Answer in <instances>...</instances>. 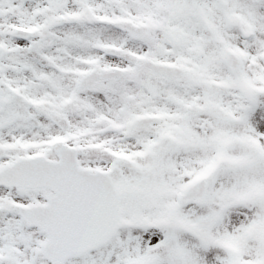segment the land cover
<instances>
[{"label": "rangeland", "instance_id": "rangeland-1", "mask_svg": "<svg viewBox=\"0 0 264 264\" xmlns=\"http://www.w3.org/2000/svg\"><path fill=\"white\" fill-rule=\"evenodd\" d=\"M16 27L32 33L18 39ZM0 47V143L43 140L25 152L54 158L58 135L120 190L119 232L65 264H264V0H0ZM148 61L183 75L157 76ZM115 68L76 89L84 73ZM196 177L206 178L203 200L180 205ZM166 216L186 233L161 227ZM4 230L0 221L7 249Z\"/></svg>", "mask_w": 264, "mask_h": 264}, {"label": "water", "instance_id": "water-1", "mask_svg": "<svg viewBox=\"0 0 264 264\" xmlns=\"http://www.w3.org/2000/svg\"><path fill=\"white\" fill-rule=\"evenodd\" d=\"M233 64V63H232ZM153 66V64H151ZM156 70L159 71H164L165 73L167 72V68L165 67H161V66H157L154 65ZM111 73H107V74H97L94 76H90V80H88L86 83H91L92 80L96 77H102V78H107L109 76H111ZM26 161H30V162H35V166H37V172L42 175L41 177H45V178H50L47 180L48 183V187L50 189H52L53 191L56 190V188L58 187V183L57 180L60 181V179H57V177L53 176L54 171H63V167L64 165L67 163V161H65V156L63 155L61 157V164H55V166L48 161L45 160H38V159H31V160H26ZM20 163H23L22 161H16L15 163H13L11 165V167L6 168L7 170H9L10 168H12L14 165H18ZM11 170V169H10ZM12 171V170H11ZM78 174L75 173V180L76 181H81V182H88V180L90 181H101L103 183V181L106 183L103 186V191L106 193L100 194V200L101 202V209L96 211L97 215L95 217H90L91 218V222H95L100 223L103 227V229H101L98 233V235H93V234H89L86 232L80 233L78 235H76L75 240L77 239H81L80 241H77L74 243V245H71V249H70V253H75L77 251H81V250H85L88 249L90 247H93L95 245H97L98 243L102 242L107 235H109L113 230H115L118 226L117 221H116V200H117V196L114 193V190L112 189V185L110 183V181L108 180V178H105L101 175V173H97L94 175H89L88 173L83 174V172H81L80 170H77ZM52 173V175L50 174ZM78 176H81V178H78ZM11 178V175L8 176V178L6 177V181L8 179ZM105 178V179H104ZM40 179V178H37ZM42 182L44 183V181L42 180ZM43 183H36L37 185H46ZM200 183V191L198 193H191L188 189L185 190L184 194L181 196V201H184L186 199H188L189 197L193 196L196 199H200L201 196L203 195V191H204V181L203 182H199ZM198 184V183H196ZM77 196V195H76ZM106 199V200H104ZM91 205L93 204L92 201L90 203ZM74 209L75 210H79L80 212H76L74 214V219L68 218L69 221H78L77 217L81 216L82 214H84L83 212H88V211H83V208L81 206V203L79 201L78 198L75 199L74 201ZM91 213H94V210H91ZM85 220L89 219V214L87 213ZM84 218L82 217L80 220H83ZM79 220V221H80ZM101 235V236H100ZM74 237V236H73Z\"/></svg>", "mask_w": 264, "mask_h": 264}, {"label": "flooded vegetation", "instance_id": "flooded-vegetation-1", "mask_svg": "<svg viewBox=\"0 0 264 264\" xmlns=\"http://www.w3.org/2000/svg\"><path fill=\"white\" fill-rule=\"evenodd\" d=\"M15 190H9L8 196L0 199V221L5 227L3 234L7 236V249L0 248V264H16V255L26 259L27 264H42V246L45 235L36 227L28 225L18 213L20 205L42 202L40 198L29 196L19 198ZM35 194L36 192H27ZM15 200L17 203H12ZM4 221H8L5 223ZM14 228L16 230H14ZM2 247V246H0Z\"/></svg>", "mask_w": 264, "mask_h": 264}]
</instances>
